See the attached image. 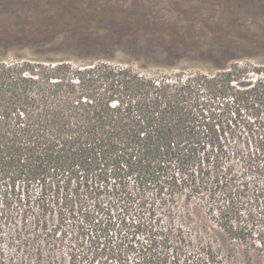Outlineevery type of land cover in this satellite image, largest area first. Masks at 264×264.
I'll use <instances>...</instances> for the list:
<instances>
[{
    "label": "trees",
    "instance_id": "obj_1",
    "mask_svg": "<svg viewBox=\"0 0 264 264\" xmlns=\"http://www.w3.org/2000/svg\"><path fill=\"white\" fill-rule=\"evenodd\" d=\"M141 1L0 0V264L264 257V0Z\"/></svg>",
    "mask_w": 264,
    "mask_h": 264
},
{
    "label": "rangeland",
    "instance_id": "obj_2",
    "mask_svg": "<svg viewBox=\"0 0 264 264\" xmlns=\"http://www.w3.org/2000/svg\"><path fill=\"white\" fill-rule=\"evenodd\" d=\"M141 4L145 5H157V6H165L169 7L168 5H180V7L185 8L184 10L188 9H195V10H206L207 13L206 16L196 15L197 16V22L199 23V20H202L203 22H211L209 25H214L220 28L221 26L227 27L226 29H223V31L215 30L213 33H210L206 35L209 38H212L213 40H217L218 42L225 43L231 39H244L247 41V34H240V32L232 30L234 28V21L237 19L236 14H232L230 12L231 10L228 9V6L226 5L224 0H218L217 2H209V0H180L176 2V0H142L140 2ZM202 11V12H203ZM201 18V19H200ZM194 21V20H193ZM191 20H186L187 23H193ZM180 23V22H179ZM181 24V23H180ZM218 24V25H216ZM212 32V30H209ZM241 35V37L239 36ZM251 38V37H248ZM241 46V45H240ZM235 54L238 56L239 60H235L236 62H239L242 65H250L255 66L257 68H262L264 70V50H261L259 48L251 47V45H242L240 48L237 49H231V51H227L228 56L231 54ZM122 57V55H120ZM182 66L187 67L189 70H191L193 65L187 61H183ZM149 74H154L156 72H161L158 68H150L146 71ZM249 76L255 77L256 74L251 73ZM80 217V216H77ZM69 226L68 230H73V236L76 234L77 230V222L74 221L72 218L69 220ZM70 237V236H69ZM68 249H63V262L62 264H71L72 261H70V255L67 254ZM254 264H264V257H257L254 256Z\"/></svg>",
    "mask_w": 264,
    "mask_h": 264
}]
</instances>
